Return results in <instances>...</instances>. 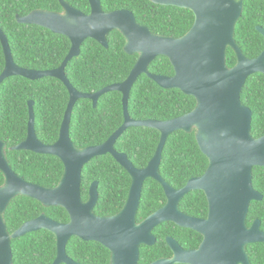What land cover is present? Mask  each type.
<instances>
[{
	"label": "water",
	"instance_id": "water-1",
	"mask_svg": "<svg viewBox=\"0 0 264 264\" xmlns=\"http://www.w3.org/2000/svg\"><path fill=\"white\" fill-rule=\"evenodd\" d=\"M155 4L176 6L190 10L194 21L190 29L180 37L154 34L147 26L139 24L128 9L106 12L100 0H88L90 11L84 13L64 0H59L62 12L36 9L16 16L18 23L38 25L70 40V48L62 63L53 69L36 70L18 66L11 48L0 28V42L4 54V68L0 85L8 77L22 76L29 80L55 77L67 88L69 101L60 125L58 138L44 144L36 135L34 102H28L29 118L24 140L13 145V150H28L38 154H50L63 163V174L54 187H41L25 183L10 168L4 153L5 143L0 141V171L5 177L4 200L14 195H24L46 206H60L69 216L61 223L40 215L26 222L13 237L41 228L56 238L57 254L53 264H78L66 254V244L72 236L84 241H97L112 250L111 264H138L137 245L148 240L151 229L162 222L171 221L190 228L203 236L198 249L184 251L167 238L175 256L182 260H157L150 264H237L248 260L245 246L264 241V232L256 222L247 228L245 219L249 203L261 198L252 186V169L264 166V135H251L252 111L242 104L240 96L246 79L254 73L264 74V48L253 58L246 57L234 39V29L243 10V0H150ZM119 31L127 54H137L128 76L122 81L109 84L96 92H79L65 74L68 62L80 54L81 45L92 38L107 48L109 32ZM258 30L264 37V29ZM230 47L236 56L232 67L226 65V49ZM169 59L172 75L154 74L148 66L157 56ZM145 74L158 86L177 88L193 96L194 108L168 120H136L129 116L128 99L137 78ZM118 91L122 95L124 120L103 143L77 148L69 135L72 110L78 99H89L93 106L104 93ZM144 126L156 129L159 142L152 158L143 168L135 167L124 153L114 149L120 135L129 127ZM195 130L196 142L206 156L208 165L200 176L190 178L180 188L172 187L159 172L162 151L167 137L175 131ZM111 154L130 176L127 200L122 209L111 216L93 213L98 200V181L89 187L88 199L81 198L80 184L83 166L91 159ZM147 178L157 181L167 198L166 204L136 223L143 183ZM193 190H201L208 202V217L198 219L183 215L178 210L179 200ZM5 235V234H4ZM0 246L9 251L8 238ZM9 253L5 256L9 260Z\"/></svg>",
	"mask_w": 264,
	"mask_h": 264
},
{
	"label": "trees",
	"instance_id": "trees-1",
	"mask_svg": "<svg viewBox=\"0 0 264 264\" xmlns=\"http://www.w3.org/2000/svg\"><path fill=\"white\" fill-rule=\"evenodd\" d=\"M84 13H89L88 0H66ZM102 9L110 12L128 9L139 24L147 26L154 34L180 37L192 26L193 13L176 6L155 4L150 0H100ZM59 11V0H0V28L7 36L14 62L24 68L46 70L58 67L70 48V40L62 35L33 24L18 23L16 16H24L33 10ZM256 24L264 26V0H244L241 17L234 29V39L249 58L256 57L264 46L263 37L255 29ZM105 48L92 38L81 45L80 54L73 57L65 68V74L79 92H96L101 88L122 82L133 67L137 54H127L122 34L113 30L107 35ZM4 54L0 42V74L4 68ZM236 63L234 51L226 49V65ZM154 74L172 75L173 67L165 56H157L148 66ZM242 104L251 109V134L259 137L264 134V74L250 75L242 88ZM34 102L35 131L44 144H51L58 138L60 125L66 110L69 93L66 86L55 77H42L29 80L22 76L6 78L0 85V139L7 145V158L12 168L23 178L46 187H54L63 174L61 160L50 154H38L28 150H10L11 145L25 139L29 118L28 102ZM196 104L193 96L184 94L177 88L165 89L158 86L145 74L134 82L128 99V112L136 120H168L191 111ZM122 95L110 91L101 95L94 107L89 99H78L75 103L70 125V139L77 148L103 143L123 122ZM160 134L156 129L136 126L127 128L116 140V150L127 154L137 168L146 166L158 145ZM208 165L191 132L175 131L166 140L162 151L159 172L162 178L174 188H180L193 177L204 173ZM253 186L264 193V167L252 169ZM98 181V202L94 212L111 215L124 204L130 177L110 154L91 159L81 171V198L88 197V187ZM184 200L194 202L192 214L203 216L206 213V200L201 190L190 191ZM34 215L45 210L59 222H67L69 216L60 206L43 208L35 200ZM165 196L161 185L147 178L142 187L139 214L142 218L163 205ZM182 203V201H181ZM259 217L264 220V212ZM164 226L161 238L173 232ZM194 233V232H193ZM39 235H43L39 233ZM193 244L201 236L194 233ZM49 260L55 256V241L50 234ZM79 237L72 236L66 245V253L74 260H92L98 250L97 264H108V253L96 241L78 244ZM103 246V247H102Z\"/></svg>",
	"mask_w": 264,
	"mask_h": 264
},
{
	"label": "flooded vegetation",
	"instance_id": "flooded-vegetation-1",
	"mask_svg": "<svg viewBox=\"0 0 264 264\" xmlns=\"http://www.w3.org/2000/svg\"><path fill=\"white\" fill-rule=\"evenodd\" d=\"M64 1L67 2L68 4H70L71 6L78 9V7L73 5L71 2H68L66 0H64ZM243 4H244V0H243ZM59 5H60V3H59ZM62 11H63V9L60 6V10L54 11V12H62ZM258 27L264 29L263 25L256 24L255 29L259 33H260V31L258 30ZM260 35L262 36L261 33H260ZM263 40H264V37H263ZM263 48H264V46H263ZM252 115H253V113H252ZM123 118H124V114H123ZM254 138H258V137H254ZM0 141H3L5 143L4 153H5L6 159L8 161L10 168L12 169V171L16 175L20 176L25 181V183H29L32 185H38L41 187H46V186H43L37 182L27 180V179L23 178L20 174L16 173L14 171V169L12 168V164L10 163V161L7 158L6 142L2 139H0ZM12 146L13 145H11L9 147L10 150H13V149H11ZM114 149H115V147H114ZM116 151H118V150H116ZM118 152L124 153L121 151H118ZM124 154L127 156L126 153H124ZM127 158H128V156H127ZM114 160H115V158H114ZM128 160H129V158H128ZM262 167H264V166H262ZM130 183H131V180H130ZM90 185H89V187H90ZM4 186H5V177H4V174L2 173V171H0V241L4 242L5 236L8 238V241H9V251L7 249H4V247H2V245L0 246V264H53V262L55 261L54 259H55L56 254H57L56 238L53 235L54 241H55V256H54L53 260H49L48 255H49V243H50V239H51L50 234H52L50 231H48L47 229L41 228L38 230L29 231V232H27L24 235L19 236V237H13V233L15 231H17L23 224H25L26 222H29L31 220L36 219L40 215H43L48 219H52L54 221H57L54 218H52L47 212H45L44 209H43V211L34 215V212H33L34 203L32 202V200H35L38 203H40L43 206V208L44 207L49 208L52 206H46V205L42 204L40 201H38L34 198H31V197H28V196H24V195H14V196L10 197V199L8 201H5L3 198H4V195H7V194H6V192L2 191ZM252 186H253V183H252ZM89 187H88V192H89ZM47 188H49V187H47ZM253 188L258 193H260L261 198L258 200H252L249 203L245 223H246L247 228H249L252 226V224H254L256 222V225L254 227H256L261 232H264V220L261 219V217H259V215L261 214L260 212H264V193L261 192L260 190L256 189L254 186H253ZM128 192H129V190H128ZM141 195H142V192H141ZM186 195H184L178 202L179 212L183 215H186V216H190V217H194V218H198V219H206L208 217V202H207L205 194H204V197L206 200V213L203 216H196V215L192 214V212H193L192 208L194 207L195 204L191 200H184L183 201V198ZM164 196H165V194H164ZM127 197H128V194H127ZM127 197H126V200H127ZM87 199H88V197H87ZM126 200H125V202H126ZM83 201H85V200H83ZM181 201H182V203H181ZM97 202H98V200H97ZM97 202H96L95 206L97 205ZM125 202H124V204H125ZM140 202H141V197H140L139 206L137 208V212L135 215L136 223H140L141 221L146 219L149 215H151L152 213L156 212L161 207H163L167 202V198L165 196L164 204L159 206L158 208H156L152 212H150L144 218H142L138 212L139 207H140ZM124 204L122 205V207L124 206ZM95 206H94V208H95ZM122 207L120 208V210L122 209ZM119 211H117L116 213H118ZM93 213L97 216H111V215L116 214V213H114L111 215H99V214L94 212V209H93ZM57 222H59V221H57ZM61 223H66V222H61ZM170 225L172 226L171 230H173V232H170L169 234H165L163 239H162L160 236L162 229L164 228V226L170 227ZM193 232L197 233L198 235L201 236L200 240L198 241V243L196 245L193 244V239L195 236ZM39 233H42L43 235L41 236V235H39ZM150 235L151 236L149 237L148 240L151 241L153 238L152 243L142 242V243H139L137 245V248H138L137 263L138 264H150V263L155 262L157 260H182L181 257L175 256V250H174L173 246H171L167 242V238H170L172 240V242L176 243L184 251L198 249L201 242H202V239H203V236L200 233H198V232H196L190 228L179 226V225H177L171 221H166V222H162V223L155 225L151 229ZM80 239L81 238L78 239L79 245L82 244V242H81L82 239L81 240ZM103 248L106 249V251L108 253V261H109L108 264H111L113 252L111 249L106 248L105 246ZM245 252L247 254L248 260H245L246 262H243L244 264H264V241H259V242L247 244L245 246ZM7 253H9V255H10L9 260L5 259V256L7 255ZM98 253H99V251L97 250L92 257V260H87L86 258H83V257L80 258L79 260H74L67 253L66 254L74 262H76L78 264H97L96 258L98 256ZM59 264H65V263L61 262ZM174 264H190V263L175 262ZM237 264H242V263H237Z\"/></svg>",
	"mask_w": 264,
	"mask_h": 264
}]
</instances>
